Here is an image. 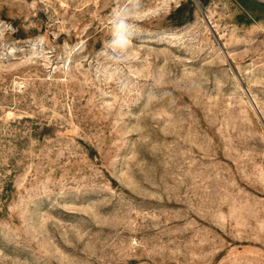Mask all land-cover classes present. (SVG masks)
Here are the masks:
<instances>
[{"label": "rangeland", "instance_id": "obj_1", "mask_svg": "<svg viewBox=\"0 0 264 264\" xmlns=\"http://www.w3.org/2000/svg\"><path fill=\"white\" fill-rule=\"evenodd\" d=\"M0 264H264V0H0Z\"/></svg>", "mask_w": 264, "mask_h": 264}, {"label": "clouds", "instance_id": "obj_2", "mask_svg": "<svg viewBox=\"0 0 264 264\" xmlns=\"http://www.w3.org/2000/svg\"><path fill=\"white\" fill-rule=\"evenodd\" d=\"M125 28L126 23L122 19L115 25L116 34L112 43L117 48H124L127 45L129 37L125 32Z\"/></svg>", "mask_w": 264, "mask_h": 264}]
</instances>
